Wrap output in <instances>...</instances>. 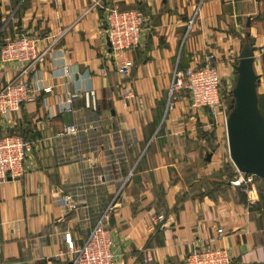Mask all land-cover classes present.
Segmentation results:
<instances>
[{"label": "crops", "instance_id": "obj_1", "mask_svg": "<svg viewBox=\"0 0 264 264\" xmlns=\"http://www.w3.org/2000/svg\"><path fill=\"white\" fill-rule=\"evenodd\" d=\"M108 5L150 20L126 53L133 63L126 80L106 45ZM20 33L40 38V50L58 41L22 76L39 74L52 91L0 119V136L29 143L24 174L0 183V264H63L62 232L80 245L106 211L114 264H180L212 239L232 264H264L262 187L246 195L224 183V120L191 110L183 93L167 109L177 62L203 66L207 54L230 93L248 39L264 106V0H0V48ZM20 68L0 63V88ZM124 85L134 93L127 104ZM71 125L87 133L57 137ZM158 214L161 228L153 224Z\"/></svg>", "mask_w": 264, "mask_h": 264}, {"label": "built area", "instance_id": "obj_2", "mask_svg": "<svg viewBox=\"0 0 264 264\" xmlns=\"http://www.w3.org/2000/svg\"><path fill=\"white\" fill-rule=\"evenodd\" d=\"M99 1H94L92 6H98ZM105 16L103 24L105 25V35L110 41V55L112 56L113 69L123 79L131 76L132 61L126 56V53L137 48L141 43V34L144 30L150 29L149 18L136 9L120 10L116 5L103 7ZM193 21L188 23V31ZM49 39L48 36H43ZM42 38V40H43ZM50 45L43 50L39 49L40 38L16 34L10 40L6 41L0 48L1 64H17L21 66L17 76L8 81L0 88V119L7 120L14 113H19L25 105L34 103L41 95L50 93V87H43L39 74L34 79L22 78L30 67L41 65L45 62L46 54L52 47V44L58 41V38L52 39ZM264 51V45L261 47ZM173 75L167 91V109H170L172 102L180 93L187 95V100L191 110H208L214 120L221 118L226 121V115L229 111L228 105L224 106V99L228 94H223L221 86V77L214 65V56L207 54L203 66H191L181 68L177 62L173 69ZM223 94V95H222ZM72 96L69 98L70 102ZM134 98L132 88L128 85L122 86L121 102L127 104ZM82 135L87 130L77 129L76 126H66L62 132L57 135L61 137L64 134ZM29 143L18 134H5L0 136V183L8 178H20L23 173V164L26 159V153ZM128 176L122 183L123 188L130 180ZM259 178L251 174H240L237 172L232 180L228 181L232 187L240 188L243 193H256L258 184L254 183ZM261 179V178H260ZM264 179H261L262 181ZM262 201L264 202V191H262ZM63 204L69 205L67 199ZM108 212L103 213L91 230L82 238V243L77 245L70 230L62 232L63 249L58 251L57 256L63 260V264H114L112 250V239L108 228ZM153 224L157 227H163L164 215L158 214L152 217ZM216 233L222 234V229L217 228ZM180 264H232L230 252L215 244V240H209L201 245H196L180 262Z\"/></svg>", "mask_w": 264, "mask_h": 264}, {"label": "water", "instance_id": "obj_3", "mask_svg": "<svg viewBox=\"0 0 264 264\" xmlns=\"http://www.w3.org/2000/svg\"><path fill=\"white\" fill-rule=\"evenodd\" d=\"M106 40L109 48L110 41ZM253 45L251 39L243 43L234 67L235 81L225 121V135L229 159L236 171L264 179V117L259 109ZM210 158L211 154L206 161L209 162Z\"/></svg>", "mask_w": 264, "mask_h": 264}, {"label": "rangeland", "instance_id": "obj_4", "mask_svg": "<svg viewBox=\"0 0 264 264\" xmlns=\"http://www.w3.org/2000/svg\"><path fill=\"white\" fill-rule=\"evenodd\" d=\"M222 89H223V87H222ZM223 94L224 95L228 94V96H226L225 99H224V96H223V102H224L223 104H224V106L225 105L229 106L230 105V100H231V92L230 93H223ZM260 106L264 110V106H263L262 102H261ZM221 151H222V168H223V173L222 174H223L224 177H226L225 180H224V183L228 184V181L232 180L233 177L236 176L237 171H236L235 167H233V165H232V163H231V161L229 159V153L227 151V143H226V145H224V144L222 145ZM233 170H234L235 174H233L231 172ZM260 180L261 179H257V180L254 181V183L258 184L259 188L262 187L261 190L263 191L264 190V181L263 180L260 181ZM228 185L231 188H235V187H232L230 184H228ZM235 189H238L240 191V193H242V194L249 195L247 193H243L240 188H235ZM258 199H259V197H258Z\"/></svg>", "mask_w": 264, "mask_h": 264}, {"label": "trees", "instance_id": "obj_5", "mask_svg": "<svg viewBox=\"0 0 264 264\" xmlns=\"http://www.w3.org/2000/svg\"><path fill=\"white\" fill-rule=\"evenodd\" d=\"M261 103H260V101H259V109H260V112L262 113V115H263V109L261 108ZM14 134V133H13ZM13 134H11V135H13ZM21 136V135H20ZM24 138V137H23ZM25 140V139H24ZM264 181V180H263Z\"/></svg>", "mask_w": 264, "mask_h": 264}, {"label": "bare ground", "instance_id": "obj_6", "mask_svg": "<svg viewBox=\"0 0 264 264\" xmlns=\"http://www.w3.org/2000/svg\"><path fill=\"white\" fill-rule=\"evenodd\" d=\"M227 114H228V113H227ZM226 117H227V115H226ZM238 173H239V172H238ZM240 174H241V173H240ZM243 174H244V173H243ZM243 174H242V175H243Z\"/></svg>", "mask_w": 264, "mask_h": 264}]
</instances>
